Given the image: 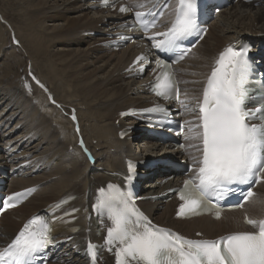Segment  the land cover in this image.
<instances>
[{"label": "bare ground", "instance_id": "obj_1", "mask_svg": "<svg viewBox=\"0 0 264 264\" xmlns=\"http://www.w3.org/2000/svg\"><path fill=\"white\" fill-rule=\"evenodd\" d=\"M73 12L79 14L72 17L70 13ZM46 21L58 22L53 31L46 30ZM60 21H64V25L60 26ZM7 27L12 33L15 30L13 40L3 35ZM120 29V17L98 9L94 0H0V60L5 55L4 49L21 39L31 60L28 74L44 86L30 84L28 92L43 93V89L49 92L56 88L54 94L65 97V104L56 103L51 108L46 103L55 98L50 94L45 96L46 93L35 104L27 103L21 96L19 84L16 85L20 79L19 69L25 65L23 60H15V65L14 62L4 66L0 63L1 112L10 107V116H19L16 126L23 124L24 129L13 136V126L0 140L6 145L16 140L12 143L13 151L23 149L17 156L30 155L14 163L15 166L31 159L35 161L32 168L39 167L42 172L36 177L14 179L13 191L36 184L41 188L23 205L4 214L0 220V241H8L27 217L47 208L56 219L60 218L55 227L61 233L57 240L62 244V260L65 261L51 264H87L81 257L86 242L98 237L96 220L91 217L93 197L99 188L113 184L108 173L120 170L126 156L161 159L178 155H165L164 147L146 139L143 132L133 134L135 142L131 137L122 139L119 136V131L127 126L120 112L150 105V97L142 94L144 81H137L126 72L136 54L135 49L128 47L115 52L106 45L107 41L115 39ZM93 32H98L99 36L94 37ZM239 40H251L264 47V5L238 3L218 15L203 41L178 67L183 98L200 97L206 75L220 49L228 42ZM83 43L87 44L86 50L80 48ZM74 46L79 48L73 49ZM54 47L62 49L54 51ZM8 55L11 61L12 55ZM42 72L46 74L41 75ZM0 122H5V116ZM137 126L142 125L137 123ZM33 139L40 141L29 147ZM81 140L93 159L82 148ZM44 142L48 146L39 153ZM1 159L8 163L6 154ZM168 175L164 170L159 172L155 179L144 184L143 193L161 195L171 188L163 184ZM257 190L248 212L262 218L264 208L260 201H264V181ZM64 200L67 202L61 204ZM141 205L158 223L191 236L202 231L206 237L215 238L240 225L238 213H231L222 221H212L208 217L182 221L173 217L174 204L164 203L162 198L155 203L144 201Z\"/></svg>", "mask_w": 264, "mask_h": 264}, {"label": "snow or ice", "instance_id": "obj_2", "mask_svg": "<svg viewBox=\"0 0 264 264\" xmlns=\"http://www.w3.org/2000/svg\"><path fill=\"white\" fill-rule=\"evenodd\" d=\"M170 3L171 0H135L131 7L122 5L119 10L129 13L133 8L145 9L134 12L131 26L148 33L156 28ZM198 4L199 0H176L170 27L147 36L153 48L168 56V59H156L159 72L149 84L150 90L164 100L179 102L186 110L190 109L180 100L178 81L169 59L174 55L176 60H182L188 51L182 48L183 42L205 31L199 21ZM122 26L129 25L126 22ZM248 50L245 46L230 45L219 54L207 76L202 100L196 104L195 122L186 121L189 135L185 139L197 141L190 143L188 149L197 155L192 157L190 178L183 181L182 187L170 189L181 201L178 217L214 212L219 219L220 206L214 200L225 199L243 185L247 191L241 190L240 195L248 201L255 195L251 186L264 181V91L252 88L253 64L248 59ZM147 60L148 57L141 54L134 63L143 65ZM143 70L141 67L140 71ZM261 88H264V81ZM249 104L256 106L249 108ZM145 111L160 117L153 120L150 116V123L163 124L167 118V109L160 105ZM72 118L75 120V115ZM80 143L83 147V140ZM84 151L87 153L86 148ZM88 155L93 159L90 153ZM137 167L138 162H128L127 191L109 183L106 188L97 190L93 205L110 223L104 247L114 250L115 264H264V218L253 219L245 214L244 221L255 229L253 231H234L213 239L182 236L153 224L135 206L131 184ZM34 190L13 193L3 200V206L13 207V202L25 199ZM260 205L264 208V201H260ZM242 206L241 203L236 205ZM52 223L53 220L45 215L29 219L14 238L0 248V264H47L48 249L54 243ZM97 247L87 242L86 254L91 264H95Z\"/></svg>", "mask_w": 264, "mask_h": 264}, {"label": "rangeland", "instance_id": "obj_3", "mask_svg": "<svg viewBox=\"0 0 264 264\" xmlns=\"http://www.w3.org/2000/svg\"><path fill=\"white\" fill-rule=\"evenodd\" d=\"M16 8L18 7L17 5L15 6ZM255 7H257V6H255ZM258 7H260V6H258ZM9 10V9H8ZM79 13H70V16H76V15H78ZM72 16V17H73ZM56 24L58 23V22H55ZM55 23L54 22H52V21H46V23L44 24L45 25V27H48L46 30L47 31H49V32H51L50 30H52L53 31V27L55 26ZM61 23V24H60ZM60 26H62V24L64 25V21H60ZM2 26H4L5 27V23L4 24H2ZM52 26V27H51ZM6 30H4V33H3V35L5 36V37H7V38H10V39H12L13 40V33H15V30H14V32L12 33L10 30H8V27L7 28H5ZM218 31H219V29H218ZM218 31H216V32H218ZM16 34V33H15ZM92 35L94 36V37H98L99 36V34H98V32H93L92 33ZM20 37V36H19ZM15 46V47H14ZM75 47L76 46H74V48L73 49H75ZM87 47V44L86 43H83L81 46H80V48L81 49H84V50H86L85 48ZM62 49V47H57V49ZM77 48H79V47H76V49ZM54 51H56L57 49L54 47ZM5 50V55H3L2 57V59L0 60V63L3 65H5L6 63H13L15 60H23V65L24 66H22V68L21 69H19V74H20V79L18 80V81H16V85H17V83L19 84V85H17L18 86V88H19V91L20 90H22V93H21V96L23 95L25 98H26V101H27V103L29 102V103H31V105H33V104H35L36 102H37V100H38V98L43 94V93H46L45 94V96H47V95H53L54 97H53V99L55 98V103H53V100H49L46 104H47V107L48 108H51L52 107V105H54V104H56L57 103V105H62V104H65V102H63L64 100V98L62 97V96H60V97H57L56 96V94H54L55 92H57V90H56V88H53V89H49L48 91L49 92H47V90L45 91L44 89H43V93L41 92V91H37L36 93H29L28 92V90H27V87H25V85L27 84L28 86L31 84V85H33V84H35V85H37V86H40V83H39V85L36 83V81H33L32 80V77H30L29 76V74H28V70H29V62L31 63V60H30V58L28 57V52H27V48L26 47H24V45H23V41L21 40V39H18L17 41H16V43L13 41V43H11L7 48H5L4 49ZM27 52V53H26ZM115 52H117V51H115ZM119 52H121V51H119ZM112 52H110L109 54H111ZM8 54H11L12 56H11V61L10 60H8ZM195 57V56H194ZM10 63V64H11ZM14 65H15V62L13 63ZM3 65V66H4ZM187 67H189V65H187ZM92 69V68H91ZM46 74V72H42L41 73V75L42 74ZM43 74V75H44ZM69 81V80H68ZM33 82V83H32ZM70 82H68V84H69ZM25 87V88H24ZM26 91H24V90ZM25 92V93H24ZM28 92V93H27ZM44 95V94H43ZM59 98V99H58ZM25 101V102H26ZM34 101V102H33ZM69 102H71V100H68ZM33 102V103H32ZM52 102V103H51ZM51 103V104H50ZM70 104V103H69ZM68 104V105H69ZM25 106V105H24ZM28 106V105H27ZM71 106H73V105H71ZM0 108H1V106H0ZM73 108H75V107H73ZM49 116H51V114L49 113L48 114ZM15 118V117H14ZM18 119H19V116L17 117V118H15V125L17 124V121H18ZM83 124V123H82ZM15 125H13V126H15ZM80 126H81V124H80ZM13 128V127H12ZM18 130H20V129H18ZM22 130H24V129H22L21 128V131ZM20 131V132H21ZM14 134V135H13ZM18 134V132H15L14 131V133H12V135L13 136H15V135H17ZM40 136V135H39ZM88 139H89V143L90 144H92V141H90V138L88 137ZM40 140H37V139H33L31 142V144H30V146L29 147H31L32 145H34V144H37L38 142H39ZM48 141H50V140H48ZM48 145H47V143H45L44 142V144H42V146L40 147V149L38 150V152L39 153H41L42 151H44L45 150V148L47 147ZM136 146V145H135ZM18 155H20V154H18ZM42 174V172H38V175H40V174ZM36 207H40V206H42V205H40V204H34ZM42 208V207H41ZM40 208V209H41ZM12 216H8V218H11Z\"/></svg>", "mask_w": 264, "mask_h": 264}]
</instances>
